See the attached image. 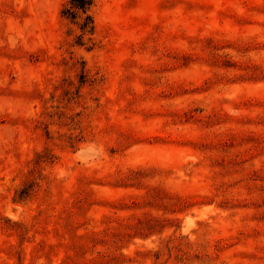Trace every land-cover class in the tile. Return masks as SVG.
<instances>
[{"label":"rangeland","instance_id":"1","mask_svg":"<svg viewBox=\"0 0 264 264\" xmlns=\"http://www.w3.org/2000/svg\"><path fill=\"white\" fill-rule=\"evenodd\" d=\"M0 0V264H264V0Z\"/></svg>","mask_w":264,"mask_h":264},{"label":"trees","instance_id":"2","mask_svg":"<svg viewBox=\"0 0 264 264\" xmlns=\"http://www.w3.org/2000/svg\"><path fill=\"white\" fill-rule=\"evenodd\" d=\"M94 0H68L62 14L70 19H80L77 23L82 33L93 31V19L89 10Z\"/></svg>","mask_w":264,"mask_h":264}]
</instances>
